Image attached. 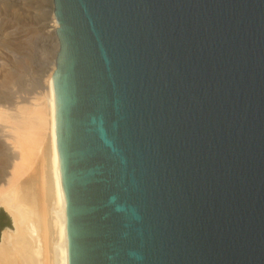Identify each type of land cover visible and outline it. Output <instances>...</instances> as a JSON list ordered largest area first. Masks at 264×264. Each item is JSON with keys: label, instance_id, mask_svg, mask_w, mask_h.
Wrapping results in <instances>:
<instances>
[{"label": "water", "instance_id": "water-1", "mask_svg": "<svg viewBox=\"0 0 264 264\" xmlns=\"http://www.w3.org/2000/svg\"><path fill=\"white\" fill-rule=\"evenodd\" d=\"M51 2L68 264H264V0Z\"/></svg>", "mask_w": 264, "mask_h": 264}, {"label": "bare ground", "instance_id": "bare-ground-1", "mask_svg": "<svg viewBox=\"0 0 264 264\" xmlns=\"http://www.w3.org/2000/svg\"><path fill=\"white\" fill-rule=\"evenodd\" d=\"M57 27L51 8L43 33L54 44ZM51 64L44 89L29 101L0 97L2 141L13 156L9 171L0 175V207L12 225L0 233V264H68ZM16 75L4 66L2 82L14 84Z\"/></svg>", "mask_w": 264, "mask_h": 264}, {"label": "rangeland", "instance_id": "rangeland-1", "mask_svg": "<svg viewBox=\"0 0 264 264\" xmlns=\"http://www.w3.org/2000/svg\"><path fill=\"white\" fill-rule=\"evenodd\" d=\"M51 8V0H0V97L3 99L29 101V97L44 89L48 68L53 65L58 49L56 37L57 47L43 33ZM4 66L17 71L14 84L2 82ZM3 134L0 131V175L9 171L13 157L3 144Z\"/></svg>", "mask_w": 264, "mask_h": 264}, {"label": "trees", "instance_id": "trees-1", "mask_svg": "<svg viewBox=\"0 0 264 264\" xmlns=\"http://www.w3.org/2000/svg\"><path fill=\"white\" fill-rule=\"evenodd\" d=\"M7 226H9V219L4 213L0 212V230Z\"/></svg>", "mask_w": 264, "mask_h": 264}]
</instances>
